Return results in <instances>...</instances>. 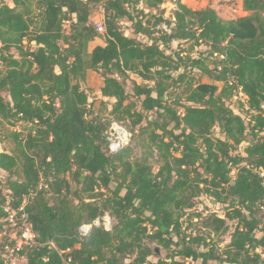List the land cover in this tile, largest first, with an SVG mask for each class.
<instances>
[{
	"label": "trees",
	"instance_id": "trees-1",
	"mask_svg": "<svg viewBox=\"0 0 264 264\" xmlns=\"http://www.w3.org/2000/svg\"><path fill=\"white\" fill-rule=\"evenodd\" d=\"M8 1L0 124L23 129L9 131L12 147L0 151V264L13 244L6 206L35 235L22 264H264V0H241L249 15L229 21L181 0L170 17L160 9L167 0ZM99 5L103 35L90 23ZM122 20L146 42L126 36ZM89 71L103 77L98 111L81 88ZM130 74L147 84L128 91ZM233 92L248 125L227 105ZM112 122L131 137L107 154ZM140 149L145 159L128 161ZM200 197L211 211L196 210Z\"/></svg>",
	"mask_w": 264,
	"mask_h": 264
},
{
	"label": "rangeland",
	"instance_id": "rangeland-1",
	"mask_svg": "<svg viewBox=\"0 0 264 264\" xmlns=\"http://www.w3.org/2000/svg\"><path fill=\"white\" fill-rule=\"evenodd\" d=\"M0 3L10 4L11 2L8 0H0ZM181 3L183 5H185L190 10H200V9H205L207 7H210V8L215 10L218 18L221 21H229V20H233V19H237V18H241V17H245V16L249 15V13H247L243 10L241 0H230V1L229 0H182ZM137 7L139 9H145V11H148L143 2H140ZM160 9L164 10V16L165 17H170L171 13L174 9V3L172 2V0H167L164 4L160 5ZM92 11L93 12H92L91 18L98 17V16L100 18L101 13L103 12V9H102L101 5H99L97 7L94 6L92 8ZM102 19H103V13H102ZM120 25H121L122 31L124 32V34L126 36L131 37V38H136L142 42H146V39L144 37L133 34L131 24L127 20H122ZM68 27H69V22H65L64 23L65 31H68ZM100 35H103V33H101ZM99 40L101 42H104V38L101 36L100 38H96L94 40V43H96V41H99ZM92 46H94V45L90 44V47H92ZM172 47L176 48L177 43H173ZM182 47L186 48V44H183ZM203 49H204L203 47L198 48V50L194 49L193 55L194 56L197 55L199 52H196V51H200ZM102 81H103V77L99 72L89 71L87 76H86L85 81L81 83V88L83 90L87 91V93H88L89 102H91V103L94 102L96 104V106H95L96 111L101 109V107L99 106V100H101V98H100V95L98 94V89H99V86L102 85ZM199 82L204 83V84H214V85L218 86L219 88L222 87V83H214L211 80H209L207 77H203ZM134 84H147V82L142 81L140 78H138L134 74H130L129 80L127 81L125 87L129 91L130 88ZM243 99H244V97L242 94H240V93L237 94L236 92H233V95L227 101V105L233 110V112L235 114L240 115L244 119L245 124L248 125V123H250L249 122L250 118H249V115L247 113V106L244 103ZM106 101L112 102V100H106ZM121 126L127 130L129 137H131V133L129 132L127 127L123 124H121ZM22 129H23V125L21 123H17V124H15V126H9L7 123H3V122L0 124V151L1 152L8 151L12 147L11 140L9 138L4 139V136L9 131H20ZM137 129H138V127H136L134 130L135 134L137 133ZM214 135L219 136L216 133H214ZM248 139H249V137L247 136V140ZM142 151H143L142 149L133 150L132 153L129 154L128 161L132 162L134 160L145 159L144 156H142ZM236 153H242V151L239 150ZM147 161L149 163H152V161L149 159H147ZM157 169H158V166L156 164H153V171L156 172ZM233 170L235 172L233 174L231 173L232 179L235 178L236 173H237L236 169H232V171ZM204 208H207L211 211L213 209V205L208 198L200 197L196 201V210L199 212H204L205 211ZM11 236H12V234H10L9 237H11ZM223 239H224V241H223L222 245H224L228 242V240H229L228 235L224 236ZM1 240H2V238H0V243H1ZM152 246L155 247L154 245H152ZM155 249L159 250L160 256L163 257L165 255V250L160 249V248H156V247L154 248V250ZM149 260L150 261H156V257L151 256L149 258ZM23 261H24V257H16L13 259L11 264H22Z\"/></svg>",
	"mask_w": 264,
	"mask_h": 264
},
{
	"label": "built area",
	"instance_id": "built-area-1",
	"mask_svg": "<svg viewBox=\"0 0 264 264\" xmlns=\"http://www.w3.org/2000/svg\"><path fill=\"white\" fill-rule=\"evenodd\" d=\"M102 13L100 18L98 16L91 18L90 20V23L93 25V27L96 29V31L99 34L104 33ZM163 28L167 30L165 26H163ZM1 66L2 65L0 63V67ZM229 84L231 85L232 83L229 82ZM119 132H121V135L119 134ZM106 139H107V149H108L107 154H114L124 145L128 144L129 134L127 133V130L121 126V124L117 122H112L108 128ZM234 172L235 171L233 170L231 173L233 174ZM21 210L22 208H20V211ZM5 211L8 213V216L6 219H4V221L8 222L11 225L12 236L10 238L13 240V244L12 245L7 244L5 246V253L3 255V258L8 264H11L14 258L20 257L18 253L21 251L23 246H31L34 244L35 235L32 231V227L28 222L25 214H22L20 216V220L17 222L16 212L12 211L8 206L5 207ZM100 223H101L100 220L96 219L91 224H82L79 227V234L81 236H86L93 225L99 226ZM102 224L105 230H110L112 226V221L106 220L104 216L102 219ZM5 234L6 232L0 234V238H2V236H5ZM69 262L70 259L68 258L66 259V261H64L63 264H69Z\"/></svg>",
	"mask_w": 264,
	"mask_h": 264
},
{
	"label": "crops",
	"instance_id": "crops-1",
	"mask_svg": "<svg viewBox=\"0 0 264 264\" xmlns=\"http://www.w3.org/2000/svg\"><path fill=\"white\" fill-rule=\"evenodd\" d=\"M90 44H93L94 46L90 47ZM103 44H104V42H101L100 40L96 41V43H94V41H92L91 43H89L88 50L91 51L95 46L103 45ZM100 87H101V85L99 86V88ZM98 94H99V89H98Z\"/></svg>",
	"mask_w": 264,
	"mask_h": 264
},
{
	"label": "water",
	"instance_id": "water-1",
	"mask_svg": "<svg viewBox=\"0 0 264 264\" xmlns=\"http://www.w3.org/2000/svg\"><path fill=\"white\" fill-rule=\"evenodd\" d=\"M119 134L121 135V132H119ZM105 219H106V220H110V219H111L110 215H109V214H106V215H105ZM155 251H156V253L159 254V250H158V249H155Z\"/></svg>",
	"mask_w": 264,
	"mask_h": 264
}]
</instances>
